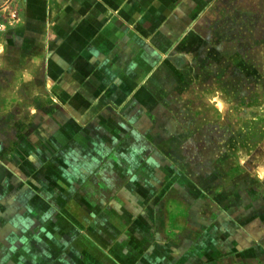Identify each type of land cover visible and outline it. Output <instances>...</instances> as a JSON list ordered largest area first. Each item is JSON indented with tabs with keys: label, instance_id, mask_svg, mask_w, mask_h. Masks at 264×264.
<instances>
[{
	"label": "crops",
	"instance_id": "0c3cea01",
	"mask_svg": "<svg viewBox=\"0 0 264 264\" xmlns=\"http://www.w3.org/2000/svg\"><path fill=\"white\" fill-rule=\"evenodd\" d=\"M3 1L20 57L0 74L19 98L1 107L0 174L18 181L0 183V264L205 261L209 205L181 151L195 114L176 112L221 0Z\"/></svg>",
	"mask_w": 264,
	"mask_h": 264
},
{
	"label": "rangeland",
	"instance_id": "374dc122",
	"mask_svg": "<svg viewBox=\"0 0 264 264\" xmlns=\"http://www.w3.org/2000/svg\"><path fill=\"white\" fill-rule=\"evenodd\" d=\"M2 9L0 74L17 68L20 57L12 29L17 14ZM208 30L207 62L192 91L195 105L176 112L195 114L196 124L186 128L194 140L182 143L181 151L195 152L191 177L209 205L205 261L194 262L264 264V0H221ZM10 87L0 83L1 119H14L12 109L2 111L3 103H19L3 95ZM2 157L0 151V167ZM16 181L0 174L7 188Z\"/></svg>",
	"mask_w": 264,
	"mask_h": 264
}]
</instances>
